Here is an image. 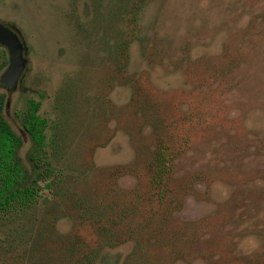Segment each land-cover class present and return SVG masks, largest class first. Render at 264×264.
<instances>
[{
    "label": "rangeland",
    "instance_id": "obj_1",
    "mask_svg": "<svg viewBox=\"0 0 264 264\" xmlns=\"http://www.w3.org/2000/svg\"><path fill=\"white\" fill-rule=\"evenodd\" d=\"M0 21L27 58L4 117L27 162L40 103L60 178L23 219L55 226L37 258L69 264L75 241L93 264H264V0H0Z\"/></svg>",
    "mask_w": 264,
    "mask_h": 264
},
{
    "label": "trees",
    "instance_id": "obj_2",
    "mask_svg": "<svg viewBox=\"0 0 264 264\" xmlns=\"http://www.w3.org/2000/svg\"><path fill=\"white\" fill-rule=\"evenodd\" d=\"M4 104V96L0 95V262L6 264L7 255L11 254L12 263L15 264H47L49 258L44 263L37 256L49 253L47 241L55 233L50 228H55L54 225L50 226V214L44 212L40 217L35 216L32 229L26 228L23 222L40 207L42 190H52V186L58 185L60 180L49 153L45 152L47 120L38 114L40 103L30 100L29 111L23 118V128L30 136L33 147L27 154V162H24L19 155L23 142L4 117ZM154 158L152 184L158 187L161 184L166 193V184L161 183L170 171L166 166V157L160 152ZM162 195L160 191L159 196ZM100 234H103V228H100ZM106 237L104 235L102 239ZM68 244L69 264H93L96 251L80 254L75 251V241ZM64 249L68 250L66 247Z\"/></svg>",
    "mask_w": 264,
    "mask_h": 264
},
{
    "label": "water",
    "instance_id": "obj_3",
    "mask_svg": "<svg viewBox=\"0 0 264 264\" xmlns=\"http://www.w3.org/2000/svg\"><path fill=\"white\" fill-rule=\"evenodd\" d=\"M0 45L8 51V66L0 80L10 90L17 89L27 66L25 44L18 30L0 21Z\"/></svg>",
    "mask_w": 264,
    "mask_h": 264
}]
</instances>
